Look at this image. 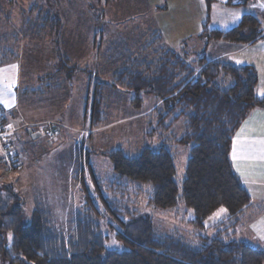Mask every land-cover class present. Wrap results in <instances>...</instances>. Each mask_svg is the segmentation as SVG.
<instances>
[{
	"label": "trees",
	"instance_id": "16d2710c",
	"mask_svg": "<svg viewBox=\"0 0 264 264\" xmlns=\"http://www.w3.org/2000/svg\"><path fill=\"white\" fill-rule=\"evenodd\" d=\"M208 20L206 16L198 33L202 42L197 50L202 51H194L191 57L184 46L180 54L167 46L154 25L146 32L149 43L141 38L125 42L130 41L132 51L122 63L110 67V88L127 91L137 109L142 95L151 96L149 103L154 100L155 104L142 117L149 127L147 133H156L159 142L143 146L132 156L121 148L105 152L112 176L96 175L88 163V178L78 145L71 177L82 204L75 207L66 230L55 225L52 211L39 199L33 201L27 222L22 196L12 184H0V258L4 264L264 263L263 249L235 237L251 198L229 156L236 129L252 109L264 108V96L256 92L257 71L252 65L234 64L222 56L209 59L203 53L214 41L253 42L263 29L252 14H242L225 30L208 27ZM9 50L0 46V67L8 62ZM101 81L87 93L92 128L105 119ZM5 119L0 111V126L6 124ZM179 121L183 128L177 133L173 127ZM7 129L4 140L10 132ZM188 143L189 155L178 182L171 147ZM8 161L11 167L14 161ZM3 170L7 173L12 168L5 164ZM141 194L143 203L138 206ZM219 207L226 209L224 214L206 224ZM172 209L175 214L192 212L191 218L180 219L191 227L188 238L155 227L154 210ZM205 230L210 231L205 234ZM111 234L126 248L107 247Z\"/></svg>",
	"mask_w": 264,
	"mask_h": 264
},
{
	"label": "rangeland",
	"instance_id": "374dc122",
	"mask_svg": "<svg viewBox=\"0 0 264 264\" xmlns=\"http://www.w3.org/2000/svg\"><path fill=\"white\" fill-rule=\"evenodd\" d=\"M232 1L239 4H228L227 0H0V46L10 48L5 63V67L10 64V73H3L4 80L0 82L2 111L10 116L8 120L5 116L10 132L4 142L0 141V184L11 180L20 185L16 190L12 184L23 198L27 222L33 201L39 199L52 211L55 225L61 230L68 228L75 207L82 204L81 193L71 177L78 145L82 147L83 169L90 163L96 175L110 177L112 166L105 152L121 148L132 156L143 146L158 144L157 134L147 133L149 127L142 117L150 107L151 96L142 95V105L137 109L130 103L127 91L110 88V67L122 63L132 51L130 41L125 42L141 38L149 43L151 37L146 32L155 26L167 46L179 54L184 46L191 57L194 51H202L197 50L202 42L198 33L206 16L208 27L222 30L234 26L242 14H252L264 25V0ZM141 15L142 20L137 19ZM122 19L124 23L114 28ZM239 45L214 41L203 53L209 58L234 50L225 58L234 64L253 65L263 81L264 32L237 49ZM100 79L104 81L100 88L105 119L92 128L87 93ZM12 103H17V109L7 110L5 107ZM23 121L30 126H22ZM28 128L39 135L31 137ZM182 128L179 121L173 130L179 133ZM190 146L191 143L171 147L178 182L184 174ZM8 159L14 161L11 167ZM5 164L12 168L8 173L3 170ZM84 175L87 177V169ZM137 198L139 206L144 195ZM220 209L225 208L219 207L206 224L224 214ZM154 211L153 221L160 232L173 230L188 238L191 227L180 219L191 218V211ZM248 225L246 215L235 237L264 250V235H251ZM106 246L126 248L112 234ZM0 264H4L1 258Z\"/></svg>",
	"mask_w": 264,
	"mask_h": 264
},
{
	"label": "crops",
	"instance_id": "0c3cea01",
	"mask_svg": "<svg viewBox=\"0 0 264 264\" xmlns=\"http://www.w3.org/2000/svg\"><path fill=\"white\" fill-rule=\"evenodd\" d=\"M8 21H9V19H8ZM261 27L263 29V31H262V34H263L264 25L263 26L261 25ZM260 37H258V38H260ZM249 43H247V44H249ZM247 44L239 45V47L237 49H240ZM233 51L234 50L219 52V53H216V54L212 55L211 57H209V59H213V58L220 57V56L225 57V55L228 52H233ZM5 65L6 64H4L3 66L0 67V71H2L0 73V82H1V80H4L3 73L5 74V72H6L7 75L10 73V71H8V69H9L8 67H10L9 66L10 64L8 63L6 67H5ZM249 65H251V64H249ZM12 73L14 75V71ZM257 76H259L258 72H257ZM5 85H6V87L4 89L7 90V87H8L7 83H5ZM256 92L259 96H264V79L262 81L261 76L258 77ZM149 104H150V107L153 106V104H155L154 100H152L151 103H149ZM3 105L4 104L0 101V108H1L0 111H1V114L5 117L7 114H5V112L2 111L4 109ZM16 106H17V103H12L5 108H7V110H9V111H12L14 109H17ZM9 117H10L9 115L6 116L7 120L9 119ZM7 120L5 119V122H6L5 125L7 127H9V121H7ZM13 122H14V120H13ZM21 124H22V126H30V125H28V123L26 121L21 122ZM35 124H37V123H35ZM9 130H10V128H9ZM261 139H264V108H255V109H252L247 114L246 118L242 121V123L236 129V131L232 137L231 149L229 152L232 168H233L234 172L238 175L241 183L246 188V190L248 191L250 198H251L250 206H249L248 210L244 212V214H246L247 217L249 218V225H248L249 233L251 235L255 233L258 236H260L262 234L264 235V223H262V221H264V162H261L259 160L243 159V158H239V157L236 161H233L232 153H233L234 141L253 142V141H258ZM254 146L257 148L260 147V145H258V144L254 145ZM237 150L239 153V143L237 145ZM76 154H77V152H76ZM75 159H76V157H75ZM242 173H243V175H242ZM9 183L13 184L16 187V190L20 186L11 180ZM33 190H34V188L31 191H33ZM31 191H30V194L32 195ZM34 197L36 198V196H34ZM31 209L32 208H30V210Z\"/></svg>",
	"mask_w": 264,
	"mask_h": 264
},
{
	"label": "snow or ice",
	"instance_id": "6c2138e0",
	"mask_svg": "<svg viewBox=\"0 0 264 264\" xmlns=\"http://www.w3.org/2000/svg\"><path fill=\"white\" fill-rule=\"evenodd\" d=\"M239 143V153L237 150V145ZM260 145L259 148L255 147L254 145ZM239 158L243 159H252V160H259L264 162V139L248 142V141H234L233 143V153L232 158L233 161H236ZM243 175V173H242ZM221 212L226 211V209H220ZM264 239V236L261 237ZM113 244L117 243L116 241L112 242Z\"/></svg>",
	"mask_w": 264,
	"mask_h": 264
},
{
	"label": "built area",
	"instance_id": "2783aa9c",
	"mask_svg": "<svg viewBox=\"0 0 264 264\" xmlns=\"http://www.w3.org/2000/svg\"><path fill=\"white\" fill-rule=\"evenodd\" d=\"M7 127L5 125L0 126V141L4 140V136L7 134Z\"/></svg>",
	"mask_w": 264,
	"mask_h": 264
},
{
	"label": "water",
	"instance_id": "95a60500",
	"mask_svg": "<svg viewBox=\"0 0 264 264\" xmlns=\"http://www.w3.org/2000/svg\"><path fill=\"white\" fill-rule=\"evenodd\" d=\"M27 132H28V134H29L31 137H36V136L39 135V132L36 134V133L32 132L29 128L27 129Z\"/></svg>",
	"mask_w": 264,
	"mask_h": 264
}]
</instances>
